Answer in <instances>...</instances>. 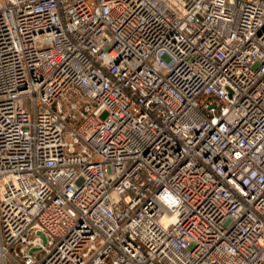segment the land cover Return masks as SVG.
<instances>
[{
  "label": "built area",
  "instance_id": "built-area-1",
  "mask_svg": "<svg viewBox=\"0 0 264 264\" xmlns=\"http://www.w3.org/2000/svg\"><path fill=\"white\" fill-rule=\"evenodd\" d=\"M0 264H264V0H0Z\"/></svg>",
  "mask_w": 264,
  "mask_h": 264
}]
</instances>
